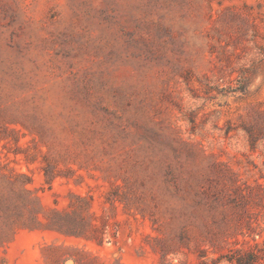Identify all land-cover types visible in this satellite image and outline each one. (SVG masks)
I'll use <instances>...</instances> for the list:
<instances>
[{
    "label": "rangeland",
    "instance_id": "rangeland-1",
    "mask_svg": "<svg viewBox=\"0 0 264 264\" xmlns=\"http://www.w3.org/2000/svg\"><path fill=\"white\" fill-rule=\"evenodd\" d=\"M0 264H264V0H0Z\"/></svg>",
    "mask_w": 264,
    "mask_h": 264
},
{
    "label": "trees",
    "instance_id": "trees-1",
    "mask_svg": "<svg viewBox=\"0 0 264 264\" xmlns=\"http://www.w3.org/2000/svg\"><path fill=\"white\" fill-rule=\"evenodd\" d=\"M26 176V175H25Z\"/></svg>",
    "mask_w": 264,
    "mask_h": 264
}]
</instances>
